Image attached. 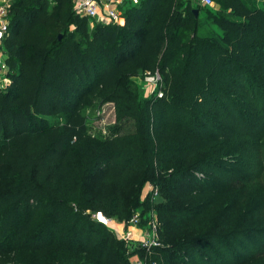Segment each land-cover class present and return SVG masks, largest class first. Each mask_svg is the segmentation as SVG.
<instances>
[{
    "label": "trees",
    "instance_id": "16d2710c",
    "mask_svg": "<svg viewBox=\"0 0 264 264\" xmlns=\"http://www.w3.org/2000/svg\"><path fill=\"white\" fill-rule=\"evenodd\" d=\"M212 1L218 10L205 11L220 33L200 36L189 0L125 3L122 24L78 16L73 0H10L0 253L43 252L40 264H128L132 253L156 264H244L235 247L261 227L262 206H243L232 188L241 182L223 172L250 150L245 133L264 129V0ZM155 72L161 94L143 98L133 79ZM95 99L132 129L91 134L81 108ZM238 116L262 122L244 132ZM146 182L163 195L156 206L149 193L140 199ZM137 207L159 222L148 255L91 217L128 220Z\"/></svg>",
    "mask_w": 264,
    "mask_h": 264
},
{
    "label": "rangeland",
    "instance_id": "374dc122",
    "mask_svg": "<svg viewBox=\"0 0 264 264\" xmlns=\"http://www.w3.org/2000/svg\"><path fill=\"white\" fill-rule=\"evenodd\" d=\"M8 1L10 2V0ZM189 2L192 6L197 5V3L193 0H189ZM247 2L249 5L262 4L261 0H247ZM198 7L197 34L202 36L220 33L217 26L211 22L210 17H208L205 11L208 10L209 12L214 13L218 10L217 6L212 5L207 7L198 4ZM133 81L135 91H137L143 98L156 95L158 91L157 84L147 81L144 76L136 77ZM81 112L85 117L87 127L91 134L104 136L111 131L117 130V126L120 131H129L132 129V123L129 120L122 119L118 122L115 121L113 108L110 102L99 103L98 100L95 99L90 104L84 105L81 108ZM258 112L261 118V111H257L256 116H258ZM49 120L52 123H55L61 120V116L57 118L52 116L49 117ZM235 120L236 130H244V132H246L247 128H251V130L258 128V123L262 122L260 120L257 121L252 119L246 121L239 116ZM245 134L247 142H250V150L247 149L246 145H243V154L245 155V158L241 162L237 163H235L236 161H232L233 164L227 165L229 170L226 169L223 174L225 179L228 181H230V179H236L237 182H241L232 188L237 187L235 190L240 191L242 196L241 203L243 206H262L259 213V217L262 221H260L261 225H259L261 227L255 226L257 228L254 231L249 232L248 235L245 234L243 236H239L240 244L235 247L237 254L233 257H235V259H241V261H244V264H264V129L263 132L260 133L258 139L257 137H252L248 133ZM201 174L202 173L200 172L197 173V175L200 176ZM146 188L148 189V184H145V190ZM185 189H189V187L187 186ZM143 193L144 191L142 190L140 199L145 197L146 194L144 195ZM219 199L220 198H217V200ZM150 200V206H156L163 200V195L157 190V194ZM132 213H135L140 217L152 216L156 222L159 223L156 211L153 208H149L148 211L142 212L141 208L137 207ZM91 217L94 218L92 213ZM128 250L131 251L132 249L130 250L128 247ZM41 253L43 252H26L11 249L0 253V264H40L43 262L40 255Z\"/></svg>",
    "mask_w": 264,
    "mask_h": 264
},
{
    "label": "built area",
    "instance_id": "2783aa9c",
    "mask_svg": "<svg viewBox=\"0 0 264 264\" xmlns=\"http://www.w3.org/2000/svg\"><path fill=\"white\" fill-rule=\"evenodd\" d=\"M138 0H73L72 10L78 16H85L89 19H95L100 22H111L122 24L123 17L121 15L120 7L125 3H136ZM197 4L202 6H212V0H193ZM9 5L8 0H0V38L7 28V8ZM144 78L154 84L157 83L159 75L155 72L151 75H146ZM9 79L6 75V64L4 53L0 50V87H4L8 83ZM158 90L156 95H160ZM148 189L145 190L143 186L144 195L149 193L151 197L157 194V188L155 184L146 182ZM94 219L104 224L106 227H110L111 222L114 221L112 217H106L100 213H92ZM120 228L118 230L113 229L117 238L122 239L128 244L130 250L137 245L144 250L145 255L149 254L152 246L158 245L157 239V222L154 217H148L144 226H139V216L132 214L128 220H116ZM132 227L134 230H130ZM132 245V246H131ZM128 264H156L155 262L146 261L144 257L138 256L136 253L128 255Z\"/></svg>",
    "mask_w": 264,
    "mask_h": 264
},
{
    "label": "crops",
    "instance_id": "0c3cea01",
    "mask_svg": "<svg viewBox=\"0 0 264 264\" xmlns=\"http://www.w3.org/2000/svg\"><path fill=\"white\" fill-rule=\"evenodd\" d=\"M247 1V0H246ZM114 221H116V219H114ZM111 222V225H110V227H108L110 230H112L113 231V233H114V230L113 229H116V230H118L119 228H120V225L118 224V222ZM130 230H134V228H132V227H130L129 228ZM115 234V233H114ZM115 236H116V234H115ZM117 237V236H116Z\"/></svg>",
    "mask_w": 264,
    "mask_h": 264
},
{
    "label": "water",
    "instance_id": "95a60500",
    "mask_svg": "<svg viewBox=\"0 0 264 264\" xmlns=\"http://www.w3.org/2000/svg\"><path fill=\"white\" fill-rule=\"evenodd\" d=\"M193 12H194V15H195V14H196V12H197L196 8H194V9H193Z\"/></svg>",
    "mask_w": 264,
    "mask_h": 264
}]
</instances>
